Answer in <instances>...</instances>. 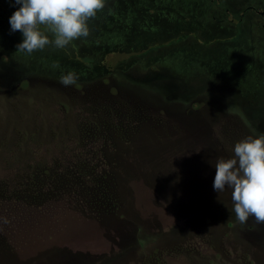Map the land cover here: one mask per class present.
<instances>
[{"label":"rangeland","instance_id":"rangeland-1","mask_svg":"<svg viewBox=\"0 0 264 264\" xmlns=\"http://www.w3.org/2000/svg\"><path fill=\"white\" fill-rule=\"evenodd\" d=\"M12 11L0 264H264V223L235 220L210 165L264 132V0H105L86 37L31 55Z\"/></svg>","mask_w":264,"mask_h":264},{"label":"clouds","instance_id":"clouds-1","mask_svg":"<svg viewBox=\"0 0 264 264\" xmlns=\"http://www.w3.org/2000/svg\"><path fill=\"white\" fill-rule=\"evenodd\" d=\"M104 3L105 0H10L14 11L8 17L9 31L19 30L21 35L16 52L31 55L48 45L64 48L70 41L86 37L88 20ZM78 78L69 69L61 72L58 82L69 86ZM232 152L231 157L219 156L210 163L215 169L212 188L217 193L231 190V212L240 224L249 217L264 223V132L235 141ZM3 222L7 223V218Z\"/></svg>","mask_w":264,"mask_h":264},{"label":"flooded vegetation","instance_id":"flooded-vegetation-1","mask_svg":"<svg viewBox=\"0 0 264 264\" xmlns=\"http://www.w3.org/2000/svg\"><path fill=\"white\" fill-rule=\"evenodd\" d=\"M258 11V10H257ZM260 13H262L261 11H259Z\"/></svg>","mask_w":264,"mask_h":264},{"label":"trees","instance_id":"trees-1","mask_svg":"<svg viewBox=\"0 0 264 264\" xmlns=\"http://www.w3.org/2000/svg\"><path fill=\"white\" fill-rule=\"evenodd\" d=\"M121 77V76H120Z\"/></svg>","mask_w":264,"mask_h":264}]
</instances>
